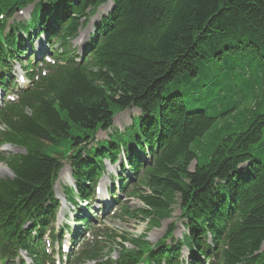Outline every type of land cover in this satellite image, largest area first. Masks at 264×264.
Masks as SVG:
<instances>
[{
  "label": "trees",
  "instance_id": "1",
  "mask_svg": "<svg viewBox=\"0 0 264 264\" xmlns=\"http://www.w3.org/2000/svg\"><path fill=\"white\" fill-rule=\"evenodd\" d=\"M108 2L113 8L95 26L89 59L74 62L69 41ZM29 5L31 21L0 37V68L21 52L20 30L28 28L48 31V43L56 37L61 63L0 111L2 144L23 150L0 158L12 174L0 179V264H13L15 249L42 264L40 235L57 206L52 188L61 168L52 156L64 142L71 203L86 200L104 162L125 151L149 193L135 189L143 208H124L122 216L153 227L173 205L184 212L187 234L148 251L147 264H176L183 246L217 264H264V0H0V14L10 18ZM132 108L137 122L95 143L98 129H111L114 115ZM227 118L235 121L226 123L228 133L190 172L198 159L192 144ZM135 150L151 162L143 166ZM105 236L121 241L118 260L106 264H139L149 249L144 236ZM103 254L95 244L74 258Z\"/></svg>",
  "mask_w": 264,
  "mask_h": 264
},
{
  "label": "rangeland",
  "instance_id": "2",
  "mask_svg": "<svg viewBox=\"0 0 264 264\" xmlns=\"http://www.w3.org/2000/svg\"><path fill=\"white\" fill-rule=\"evenodd\" d=\"M112 8V3L109 2L106 5L102 6L101 9L96 13V15L93 17V23H91L90 28L88 27L86 30L81 32V39L85 41L87 38L90 36V34L93 32V27L96 23H98L99 19L106 15ZM32 11V7H28L24 11V15L20 16L17 15L15 16V21L16 22H27L29 19V15ZM41 40V38H40ZM77 41V40H76ZM74 42V46L79 44V42ZM73 45V42L71 43ZM38 45V41H35V46ZM16 69L18 68L17 66L15 67ZM138 109H128L123 112H118L117 115L114 117L113 121V129L118 130L119 132H123L126 128L130 127L132 124L133 119L135 118V121L137 122V117L140 115ZM234 123L235 121L227 118L225 121H217L216 125L212 127L203 138L200 139L199 142L193 143L192 148L197 151L198 153V159L196 161H193L190 166L189 170L192 172L194 170L196 162L200 164V166L206 164L208 162V156L209 152L217 145L218 141L221 139V137L228 133V128H226V123ZM108 135L109 133H99L96 137L98 141H104L108 140ZM65 145L61 147L62 153H66L70 151V148L66 145V142H64ZM3 153H11V154H18L22 153V150L14 148V147H9V146H4L1 148ZM0 150V151H1ZM118 163L115 165H111L108 162L105 163V172L103 178L100 180L101 183V189L103 190L101 193V196L104 197V200L107 204H109V200L107 201V195L105 193V189L109 190L111 186V178L116 177L119 172H121V165ZM121 169V170H120ZM68 171V172H67ZM11 174L8 171V169L0 164V177H10ZM60 177V179H59ZM57 181L54 184V192L56 195V198L60 202V205H64L66 202L65 199V190L71 186H73V183L70 179V171L68 170L67 167H65V172L59 176ZM141 191L143 192H148V190L145 187L140 188ZM73 193L71 191H68V196H71ZM119 198L121 199L122 202L126 201L127 206L132 209L136 210L138 207H141V204L136 200V199H127L125 196L121 193H119ZM109 199V198H108ZM84 207V206H83ZM94 208H96L95 205H93ZM72 210V207L70 204H65V208L62 209V216L69 215V212ZM180 216V211L176 205L172 206V213L170 215L169 219L163 220L159 223V225L152 227L149 229V231H146L147 226H146V221H139L134 218H113V219H106L105 220V226L109 227L110 229H113L116 231L117 234L119 235H130L132 237H138L141 236L142 234H145L146 236V241L149 242V244L153 245L161 237H163L165 231L168 229L169 225L172 224V222H176L177 219ZM147 232V234L145 233ZM185 233V228L182 225V221L178 220L176 225H175V232L174 236L177 239H181L183 234ZM129 247V246H128ZM115 256V254H113ZM182 256L184 258H188L187 252L183 251ZM201 260L203 258H200Z\"/></svg>",
  "mask_w": 264,
  "mask_h": 264
},
{
  "label": "bare ground",
  "instance_id": "3",
  "mask_svg": "<svg viewBox=\"0 0 264 264\" xmlns=\"http://www.w3.org/2000/svg\"><path fill=\"white\" fill-rule=\"evenodd\" d=\"M63 174V171L60 173V176ZM59 179H60V177H59Z\"/></svg>",
  "mask_w": 264,
  "mask_h": 264
}]
</instances>
